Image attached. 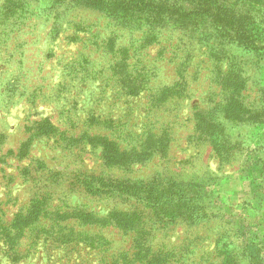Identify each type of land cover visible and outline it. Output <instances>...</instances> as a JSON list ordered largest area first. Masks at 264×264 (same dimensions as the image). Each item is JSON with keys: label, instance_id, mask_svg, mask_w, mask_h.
<instances>
[{"label": "trees", "instance_id": "1", "mask_svg": "<svg viewBox=\"0 0 264 264\" xmlns=\"http://www.w3.org/2000/svg\"><path fill=\"white\" fill-rule=\"evenodd\" d=\"M68 1L94 10L103 6V14L107 17L108 13L112 21L111 24H105L109 27L107 34L100 35L98 30L90 33V29L77 21L73 23L72 33L66 36L70 42H75L79 37L80 40L85 38L92 43L93 51H99L107 59L100 64L95 62L91 52L79 51L77 58L67 63L68 71L65 74L68 79L57 83L55 95L63 97L72 76L84 83L87 80L92 83L96 81V96L91 106L83 115L77 112L78 108L71 107L64 115L67 121L64 129L51 122L47 115L41 117L33 122L30 129L32 136L30 133L17 148L15 156L21 159L28 157L29 146L34 138L52 139L56 148L61 150L60 154L70 153L73 167L64 180L65 186L56 190L63 182L59 178L60 172L50 168L40 157H28L29 162L22 167V176L33 183L40 177H46L55 186L32 197L27 206H20L10 221H6L0 214V264H18L38 253L41 248H45L46 252L50 249L62 250L60 259L81 264L89 261L87 256H98L109 250L111 240L95 232L108 226L132 233V252L113 251L110 257L101 255L96 264L141 262V252L148 257L145 264L169 261L205 264L206 255L212 253L220 258L219 264H238L230 249L219 245V238L227 232L223 229L212 251L202 253L198 258L192 257L194 251L189 247L182 253L180 250H159L147 245L151 231L167 230L170 224L182 221L188 226H197L213 215L202 206L206 202V195L200 187V178L187 182L179 178L168 180L165 179L168 175L161 174L162 169H159L156 175L151 173L141 182L132 176L135 170L132 166L149 163L154 158L159 161L168 160L170 142L174 140L173 122L178 117L182 101L189 93L185 71L192 64L193 54L184 55L181 48L189 41L191 45L195 43L204 48L202 52H205L212 65L211 81L220 86L218 92L212 90L211 96H220L221 99L208 108L201 105L192 107L193 136L202 140L200 144L209 146L222 164L233 160L234 143L229 139L228 127H233L236 121L244 120L245 117L250 118L251 111L243 102L245 81L242 70L236 71V56L233 53L226 55V72L213 68L218 59L214 60L215 63L211 60L214 47L210 40L217 36V39L227 42L228 48L235 43L242 47H252L253 50H264L259 40V36L264 33V0H208L209 4L201 0L203 5L197 3L195 6L198 9L188 12L184 7L186 0H157V3L154 2L155 10L144 8L145 3L129 9L128 4L135 0H106L105 3L100 0L103 3L101 5L88 3V0ZM200 6L205 8L200 11ZM54 9L49 10L59 13L57 6ZM128 11L129 17L124 19ZM164 12L166 18L163 17ZM146 13L154 16L145 17ZM142 18L144 24L135 21ZM205 24L217 35L206 32L207 26L203 29ZM115 26L118 28H113ZM164 27L167 29L161 31ZM125 28L132 29L131 33L134 34L137 29L141 33L125 43L122 35V29ZM66 29L67 26L56 27L54 38L57 32L61 34ZM167 30H179L177 38L173 45L165 43L158 47L155 58L166 59L174 65L175 79L169 83H160L156 79L157 65L149 62L146 49L150 44L158 42V38ZM81 31L88 35L79 36ZM167 46L170 48L166 57V52H163ZM160 110H168L169 117L162 119L158 114ZM157 122L161 123L159 127ZM76 128L80 129L78 133ZM96 149L100 165L105 166L98 173L86 167L84 162L85 154L96 155ZM7 154H13V150ZM74 197H77V201H72ZM96 201L111 203V207L102 213L99 207H92ZM121 205L124 207L121 208ZM154 223L157 226L151 228ZM140 235L146 239L145 248L140 245ZM244 247L245 250H253L247 244ZM247 261L248 264H258L254 254L250 257L247 255Z\"/></svg>", "mask_w": 264, "mask_h": 264}, {"label": "rangeland", "instance_id": "2", "mask_svg": "<svg viewBox=\"0 0 264 264\" xmlns=\"http://www.w3.org/2000/svg\"><path fill=\"white\" fill-rule=\"evenodd\" d=\"M202 1L209 4L208 0ZM87 2L94 5L103 4L100 0ZM154 2L157 3V0L153 2L135 0L128 4V8L133 9L135 5L145 3L144 8L151 7L155 10ZM197 3L203 5L201 0H186L184 7L187 12L192 11L198 9L195 6ZM56 6L59 11L57 14L49 10ZM202 8L205 7L200 6L199 10ZM153 16L145 14L148 18ZM128 17L129 11L123 18ZM163 17L166 18L165 12ZM198 18L201 19L200 16ZM77 21L90 29V33L98 30L100 35H105L109 30L105 24L112 20L108 13L107 17L103 14V6L94 10L76 6L68 0H0V214L6 221H10L16 215L20 206H27L32 197L55 186V183L46 177H40L33 183L22 176V167L29 162L28 157H40L50 168L60 172L59 178L63 182L56 190L65 186L64 180L68 178L69 169L73 167L71 164L73 157L69 155L70 153L60 154L61 150L56 148L57 145L52 143V139L46 140L44 137H36L31 141L28 157L19 159L15 155L17 148L30 133L32 136L30 129L34 121L47 115L51 122L64 129L67 125L64 115L71 107L75 106L78 108L77 112L83 115L96 96L94 86L96 81L92 83L87 80L84 83L76 76L69 80L68 90L63 97L55 95L57 83L68 79L65 74L68 71L67 63L77 58L79 51L91 52L95 62L100 64L107 59L99 51H93L92 43L85 38L80 40L79 37L75 42H70L69 38H66L72 33L73 23ZM135 21L144 24L143 18ZM189 23L191 22L187 21V24ZM61 26H67V29L61 34L57 32L54 38L56 27ZM206 26V32L217 35L208 28V24H205L203 29ZM166 29L164 27L160 30ZM131 30L122 29L125 43L141 33L138 29L134 31L135 34L131 33ZM167 31L162 33L158 42L150 44L146 49L149 62L157 65L156 79L160 83H169L175 79L174 65L166 59L155 58L158 47L165 43L173 45L179 32ZM263 34L259 36V40L262 42L260 45L264 46ZM83 35L88 33L79 32V36ZM210 42L214 47L211 60L215 63L214 60L218 59L213 68L226 72V55L233 53L236 56V71L242 70L245 81L243 102L251 111L250 118H247L249 122L245 117L244 120L236 121L233 127L232 125L228 127L229 139L234 143L233 160L228 163L222 164L209 146L200 144L202 140L193 136L192 107L201 105L208 108L221 101L220 96H211L212 90L218 92L220 86L211 81L212 65L205 52H202L204 48L195 43L191 45L190 41L181 47L184 55L193 54L192 64L185 71L189 93L182 101L178 117L173 122L174 140L170 142L168 160L159 161L154 158L149 163L136 164L132 166L135 168L132 176L144 182L147 175L151 173L156 175L157 171L162 169L161 174L171 176L165 178L168 180L179 178L187 182L200 178V187L206 195L204 199L206 202L202 206L213 216L197 226H188L182 221L175 225L170 224L167 230L151 231L147 245L159 250L172 249L173 252L180 250L182 253L189 247L194 251L192 257L198 258L202 253L212 251L215 240L223 229L227 232H224V236L221 235V239L219 238V245L227 246L238 260V264H248L247 255L250 257L253 254L258 259V264H264V50H253L252 47H242L235 43L228 48L227 42L217 39V36H213ZM169 48L170 46H167L163 52H166V57L169 55L167 53ZM141 101L144 102L145 99ZM158 114L162 119L169 117L168 110H160ZM160 124L157 122L158 127ZM75 131L78 133L80 129L76 128ZM9 150H13V154H7ZM94 152L96 155L85 154L84 162L86 167L93 168L98 173L105 169V166L100 165L98 150ZM59 155L60 157L56 158ZM213 172L215 174H212ZM72 201H77V197ZM102 203L96 201L92 207H99L104 213L111 207V203ZM120 207L123 208L124 205ZM156 226L154 223L151 228ZM95 232L103 237L106 235L111 240L109 250L98 256H87L89 261L81 264H96L101 255L110 257V253L117 250H128L129 254L132 252L130 249L132 233H125L113 226ZM139 242L145 248L144 236H139ZM246 244L253 250L250 248L245 250ZM62 254V250L50 249L46 252L45 248H41L38 253L18 264H76L77 261L60 259ZM216 256L213 253L206 255L205 264H219L220 258ZM141 257L143 259L141 262L134 261L132 264H145L148 257L142 252ZM163 264L178 263L169 261Z\"/></svg>", "mask_w": 264, "mask_h": 264}]
</instances>
